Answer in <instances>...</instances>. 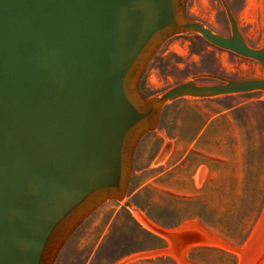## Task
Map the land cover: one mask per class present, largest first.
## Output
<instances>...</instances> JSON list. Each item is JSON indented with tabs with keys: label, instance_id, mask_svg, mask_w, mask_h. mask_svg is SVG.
I'll use <instances>...</instances> for the list:
<instances>
[{
	"label": "water",
	"instance_id": "water-1",
	"mask_svg": "<svg viewBox=\"0 0 264 264\" xmlns=\"http://www.w3.org/2000/svg\"><path fill=\"white\" fill-rule=\"evenodd\" d=\"M188 1L0 0V264H54L100 206L123 202L168 103L264 91V46L246 42L227 1L229 36L188 16ZM187 32L257 60L263 76L204 73L145 97L150 60Z\"/></svg>",
	"mask_w": 264,
	"mask_h": 264
},
{
	"label": "rangeland",
	"instance_id": "rangeland-1",
	"mask_svg": "<svg viewBox=\"0 0 264 264\" xmlns=\"http://www.w3.org/2000/svg\"><path fill=\"white\" fill-rule=\"evenodd\" d=\"M226 1L246 42L263 47L264 1ZM186 13L217 33L231 34L221 0H189ZM204 73L248 79L262 77L263 67L255 59L209 43L198 33H181L168 39L153 56L139 88L145 97H152ZM196 81L215 83L208 78ZM215 98L235 107L234 117L246 147L244 157L237 155V138L231 145L221 139L215 157L206 154L198 167L197 158H192L188 188L186 181L173 180L183 176L174 170L158 178L157 166L167 149L155 158L141 154L150 136L160 129V119L157 129L135 151L125 200L100 206L69 238L54 264H264V91ZM182 191L185 195L179 194ZM125 201L156 223L158 232L140 223ZM187 223L204 230L195 229L200 238L181 252L168 250L171 242L164 235H173L171 230Z\"/></svg>",
	"mask_w": 264,
	"mask_h": 264
},
{
	"label": "crops",
	"instance_id": "crops-1",
	"mask_svg": "<svg viewBox=\"0 0 264 264\" xmlns=\"http://www.w3.org/2000/svg\"><path fill=\"white\" fill-rule=\"evenodd\" d=\"M235 107L225 106L214 98L183 97L168 103L161 115V127L142 148L141 157H157L164 149L167 155L157 166V177L169 171H176L182 177H173L174 181H190L192 158L196 157V166L204 163L206 154L215 157L218 142L223 139L228 145L237 138V155L244 157L245 142L241 136L240 125L234 117ZM187 172L185 178L184 174ZM185 185L182 184V189ZM185 195V191L179 193Z\"/></svg>",
	"mask_w": 264,
	"mask_h": 264
},
{
	"label": "bare ground",
	"instance_id": "bare-ground-1",
	"mask_svg": "<svg viewBox=\"0 0 264 264\" xmlns=\"http://www.w3.org/2000/svg\"><path fill=\"white\" fill-rule=\"evenodd\" d=\"M264 1V0H263ZM263 9V8H262ZM157 163V162H156ZM131 211V210H130ZM132 214L140 221V223H142L144 226H146L147 228H150L151 230L157 231L159 230V226L154 223L150 218H148V216L141 211L138 207H135V211H131ZM195 229H200V226H197L196 224H188L176 229V230H171L173 235L175 236H171L170 235H164V237H166L170 242H171V246L169 247L168 250H172L174 249L177 251H180L182 248L184 249L186 246L185 245H189L188 243L197 240L200 238V235L195 231ZM165 231V230H163ZM167 231V230H166ZM204 231V230H202ZM160 233V232H159ZM200 233V232H199ZM202 234V233H201ZM204 235H202L201 237H203ZM163 237V236H162ZM210 237V236H209ZM213 237V236H212ZM185 246V247H184ZM157 252V251H156ZM160 252V251H159ZM181 252V251H180ZM146 253V252H144ZM158 253V252H157ZM176 253V252H175ZM136 254V253H135ZM147 254V253H146ZM183 254V252H182ZM181 254V255H182ZM141 255V254H140ZM143 255V254H142ZM156 255V254H155ZM133 256V255H132ZM139 257V255H137ZM144 256V255H143ZM147 256V255H146ZM179 256V255H178ZM137 257V258H138ZM127 258V257H126ZM183 258V257H182ZM134 259V258H133ZM131 260V259H130ZM129 261V260H128ZM124 263V262H123ZM122 263V264H123ZM121 264V263H120Z\"/></svg>",
	"mask_w": 264,
	"mask_h": 264
}]
</instances>
